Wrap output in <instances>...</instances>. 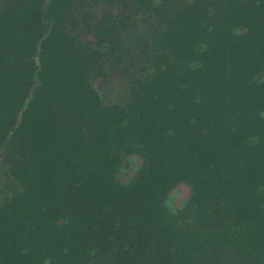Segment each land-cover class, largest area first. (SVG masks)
Instances as JSON below:
<instances>
[{
    "label": "trees",
    "instance_id": "obj_1",
    "mask_svg": "<svg viewBox=\"0 0 264 264\" xmlns=\"http://www.w3.org/2000/svg\"><path fill=\"white\" fill-rule=\"evenodd\" d=\"M5 1L0 264H264V0Z\"/></svg>",
    "mask_w": 264,
    "mask_h": 264
},
{
    "label": "water",
    "instance_id": "obj_2",
    "mask_svg": "<svg viewBox=\"0 0 264 264\" xmlns=\"http://www.w3.org/2000/svg\"><path fill=\"white\" fill-rule=\"evenodd\" d=\"M51 1L52 0H48L47 1V4H46V7H45V10H44V12H43V17L46 15V13H47V10H48V7H49V5H50V3H51ZM51 28H52V25H51ZM51 28L49 29V31L41 38V40L39 41V43H38V50H37V60L39 59V52H40V49H41V42L49 35V33H50V30H51ZM31 99V96L29 97V99L26 101V104H25V106H24V109H26V107H27V103L29 102V100ZM20 118H21V114H20Z\"/></svg>",
    "mask_w": 264,
    "mask_h": 264
},
{
    "label": "rangeland",
    "instance_id": "obj_3",
    "mask_svg": "<svg viewBox=\"0 0 264 264\" xmlns=\"http://www.w3.org/2000/svg\"><path fill=\"white\" fill-rule=\"evenodd\" d=\"M8 2H10V1H8ZM5 4H7L5 0H0V7L4 6ZM133 33H134L133 36H135L134 38H136L137 33L136 32H133Z\"/></svg>",
    "mask_w": 264,
    "mask_h": 264
}]
</instances>
